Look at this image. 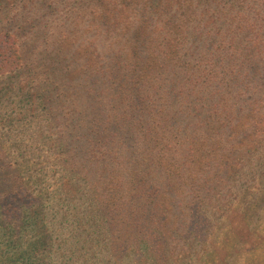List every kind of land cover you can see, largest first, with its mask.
<instances>
[{
    "label": "trees",
    "instance_id": "16d2710c",
    "mask_svg": "<svg viewBox=\"0 0 264 264\" xmlns=\"http://www.w3.org/2000/svg\"><path fill=\"white\" fill-rule=\"evenodd\" d=\"M0 124V264H264V0H0Z\"/></svg>",
    "mask_w": 264,
    "mask_h": 264
},
{
    "label": "rangeland",
    "instance_id": "374dc122",
    "mask_svg": "<svg viewBox=\"0 0 264 264\" xmlns=\"http://www.w3.org/2000/svg\"><path fill=\"white\" fill-rule=\"evenodd\" d=\"M12 7L15 10V8L17 6L15 4H12ZM34 10H36V9H30V10H28L26 12H28V13L31 12V11L33 12ZM12 128H13V126L0 124V141H1L2 137L5 138V146H9V152H8L7 156H8V158L10 157V159L14 160L12 157H15V159H18L19 158V157H16L18 151H16L12 147V145L14 144L13 135H12V138H9L7 136V134L10 133V132H11V134H12V132H15V133L18 132L17 135H18L19 138H21L22 144H24L25 146L30 145L31 139L29 137H26V136L22 135L23 132L21 131L22 129L20 127H18V126L16 127L17 128V131H13ZM41 146H42V144H41ZM32 192H35V191L32 190ZM29 196H30V193L28 194V196H27L28 198L26 200H29ZM8 201H9V199L6 198L4 200V202H3L4 205H3L2 216H4L5 218H8V219L10 218L9 221H12L11 223H13L14 225H16L15 227L18 229V232H16V229L15 230H13V229L12 230H9L7 228V230L9 231V232H7V235H11V237L13 238V240H15V242L18 241V243H21V241L22 242H26V241L32 239L33 236H34V234L32 233V231L27 230L25 228V225L23 224V222L19 220L20 219V216H22V214L24 213V210H25L24 206H21V208H19L15 212H13V211L10 210L11 207L7 205V202ZM28 205H30V204H28ZM30 207L33 208L35 206H30ZM22 224H23V227H22ZM18 234H19V237H18ZM0 250L2 252H6V254L9 253L7 250H5L4 243H2V242H0ZM8 250H14V247L9 248ZM18 263L20 264V260H18L16 262V264H18Z\"/></svg>",
    "mask_w": 264,
    "mask_h": 264
}]
</instances>
